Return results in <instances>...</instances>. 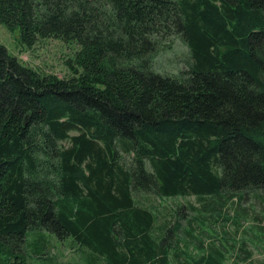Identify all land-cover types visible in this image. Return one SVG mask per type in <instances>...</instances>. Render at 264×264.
<instances>
[{"label": "trees", "instance_id": "obj_1", "mask_svg": "<svg viewBox=\"0 0 264 264\" xmlns=\"http://www.w3.org/2000/svg\"><path fill=\"white\" fill-rule=\"evenodd\" d=\"M0 25L26 49L79 46L61 79L0 44V264H26L42 231L88 264H227L190 222L160 230L146 196L209 211L264 192V0H0ZM172 38L189 53L175 76L153 67Z\"/></svg>", "mask_w": 264, "mask_h": 264}, {"label": "rangeland", "instance_id": "obj_2", "mask_svg": "<svg viewBox=\"0 0 264 264\" xmlns=\"http://www.w3.org/2000/svg\"><path fill=\"white\" fill-rule=\"evenodd\" d=\"M17 34L18 32L10 33L0 25V44L10 55L41 73L53 74L61 79L70 77L66 62L72 63L74 60L79 51L77 44L64 43L57 39H44L39 40L31 49H26L20 44ZM188 60L187 47L179 39L172 38L164 45H160V50L153 59V67L158 73L175 76L181 70H186ZM146 198L148 204L153 206L152 209L155 208V212H158V226L159 223L174 222L177 218L182 227L188 226L190 222L193 237H200L204 248L208 249L212 243L217 247H221V244L226 246L229 254L225 263L264 264L263 191L249 192L240 202L237 197L232 198L220 209L208 203L209 211L204 210L207 200L199 201L194 196L162 199L150 195ZM235 212L242 214L243 218L235 217ZM40 233L45 236L43 240L39 239L38 233H27L24 248L26 264H88L86 262L89 261L90 253L87 249L79 250L71 238L58 240L43 231ZM193 237L181 235L180 238H175V248L186 256H197L199 252L196 241L192 240ZM242 243L243 249L240 250ZM34 253H42V255L36 257ZM182 260L181 255L177 261L172 257L173 262H182ZM97 264H101V261Z\"/></svg>", "mask_w": 264, "mask_h": 264}]
</instances>
